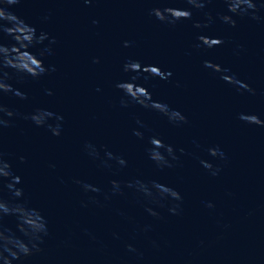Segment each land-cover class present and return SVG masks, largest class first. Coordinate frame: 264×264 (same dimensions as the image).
I'll list each match as a JSON object with an SVG mask.
<instances>
[{"label": "water", "instance_id": "1", "mask_svg": "<svg viewBox=\"0 0 264 264\" xmlns=\"http://www.w3.org/2000/svg\"><path fill=\"white\" fill-rule=\"evenodd\" d=\"M257 4L260 20L231 13L224 0H210L201 9L185 0L5 5L37 35L47 33L41 43L19 48V54H35L46 68H55L36 78L5 69L6 82L26 98L0 95V103L14 113L5 117L11 123L0 132V152L20 178L15 187L22 189L15 197L7 188L11 177L0 178V197L19 204L16 214L0 221V243L3 230L27 242L22 229L39 227L38 215L47 230L36 241L40 251L10 257L11 264H264V125L238 118L248 113L264 121V0ZM165 7L189 9L191 18L168 23L150 14ZM225 14L235 26L221 20ZM201 34L223 43L206 47L197 40ZM2 42L14 43L7 36ZM128 60L142 67L125 72ZM205 60L228 69L227 75L254 92L224 81ZM151 66L171 75L149 76ZM133 76L151 100L178 110L186 122H171L115 86ZM37 108L63 120L54 115L37 126L25 118ZM56 124L58 136L48 127ZM152 136L172 146L177 159L164 153L171 167L149 158ZM209 148H218L223 158L210 155ZM153 182L182 199L162 194ZM177 205L175 213L169 211Z\"/></svg>", "mask_w": 264, "mask_h": 264}, {"label": "clouds", "instance_id": "2", "mask_svg": "<svg viewBox=\"0 0 264 264\" xmlns=\"http://www.w3.org/2000/svg\"><path fill=\"white\" fill-rule=\"evenodd\" d=\"M20 0H0V95L8 92H12L14 95L25 99L26 96L24 93L19 92L16 89H13L12 86L6 82V79L9 77V73L5 69H12L16 73L30 76L33 78L39 77L48 71H54V66L51 68H46L43 64V61L37 57V55L28 53L25 51L24 55L19 54V48H24L25 50L35 44L41 43L47 38V33L41 31L38 35L33 26L27 24L21 17L17 16L14 12L6 9L5 5L11 6L18 4ZM85 3H89L90 0H84ZM185 2L197 9H201L205 6L206 3L210 0H185ZM227 4L228 10L231 13L237 15H249L254 20H260L261 17L258 13V4L257 0H224ZM261 8H264V4L260 5ZM150 14L154 15L157 19L165 21L168 23H175L180 19H190L191 11L189 9H178L173 7H165L163 9L153 8L150 10ZM221 20L227 22L228 24L235 26L236 21L232 19L229 15H222ZM211 19V17H209ZM7 21V24L3 23ZM95 23V21H93ZM205 26H207L205 24ZM195 27H201L199 22H196ZM7 36L14 41L13 44L3 43V37ZM197 40L200 41L206 47H213L223 43V40L219 37H209L206 35H198ZM49 43H55V39H50ZM129 44L128 41L124 42V46L127 47ZM19 46V47H18ZM200 45L198 44L197 47ZM47 50H40L39 55L44 56ZM94 62H98V59L94 58ZM204 66L206 68H211L216 72H221V79L226 82L232 83L233 85L241 86L248 92H254V89L249 87L247 84H242L241 81L235 78V76H229L226 73L228 69H221L219 64L212 63L211 61L205 60ZM148 66V65H147ZM142 66L139 61L128 60L123 65V70L125 72H136ZM146 67V66H143ZM152 70L147 72L149 76H159L163 79H167L171 75L170 72H163L157 66H151ZM147 79V77H145ZM136 79L133 76L128 81L118 82L115 86L122 90L123 93L134 100L136 103L141 106L155 109L162 114L166 115L171 122H186L187 118L178 110L170 109L167 104H164L160 101L151 100V93L142 85L135 84L133 81ZM48 94L51 95V91H48ZM122 104L126 102L122 99ZM14 115L13 111L5 107L0 103V132H2L4 127L10 125L11 121L5 119V117H12ZM56 114L52 113L47 109L37 108L33 113L26 116V119H31L33 123L37 126L44 125L46 123V118H50ZM238 118L244 120L250 124L264 125V121L260 120L255 114L248 113H239ZM56 120H63L62 116L56 115ZM140 123V121H137ZM53 135H60V125L56 124L55 126L48 125ZM134 135L137 137H143V133L138 130H133ZM148 143L151 147L148 148L149 158L157 163L158 166H168L171 167V164L166 159L164 153H167L173 160L177 159L175 156L174 150L171 145L165 144L158 137L152 136L149 137ZM161 149L164 151L161 152ZM181 153L184 152V149H179ZM208 152L212 156L219 155L223 158L224 153L218 148H209ZM107 156L112 157V153H106ZM117 163L124 165L126 161L122 157H115ZM20 160L23 161L24 157H20ZM201 164L205 168H212V165L206 161H201ZM10 165L3 160V153L0 152V178L11 177V180L7 184V188L12 192V195L15 197H20L22 195V189L15 187V185L20 181L19 176L13 175L8 169ZM213 175H216V171L212 172ZM77 183H80L77 181ZM114 186V189L119 190V185L117 181L111 182ZM139 183V182H138ZM132 186L131 183L128 185ZM141 188L145 193H148L149 190L141 183ZM84 189L92 188L93 191H99V189L94 188L89 184H83ZM153 187L160 191L162 194L170 195L175 200H181L179 192L174 189H171L167 186L160 185L157 182H153ZM19 204L10 205L2 197H0V221H2L4 215L16 214L15 208ZM211 206V205H209ZM177 207L170 208L169 211L175 213ZM36 212V210H34ZM152 215H157L152 209H148ZM38 215V214H37ZM40 226L33 227L31 225L26 226L25 229H22L25 236L28 237V241L25 242L19 238H14L11 235H6L3 230V242L0 243V258L3 259L4 264H11V259H18L21 255L27 256L31 255L33 251H40L36 241L42 240L41 234H47L46 227L42 222V217L38 215ZM31 245V246H29ZM131 248V246H129ZM8 255H4V253Z\"/></svg>", "mask_w": 264, "mask_h": 264}]
</instances>
